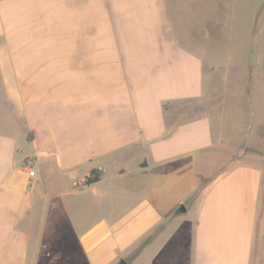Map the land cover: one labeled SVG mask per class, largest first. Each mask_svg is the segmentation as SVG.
<instances>
[{"label": "crops", "instance_id": "1", "mask_svg": "<svg viewBox=\"0 0 264 264\" xmlns=\"http://www.w3.org/2000/svg\"><path fill=\"white\" fill-rule=\"evenodd\" d=\"M186 1L0 0V264H264V30Z\"/></svg>", "mask_w": 264, "mask_h": 264}, {"label": "rangeland", "instance_id": "2", "mask_svg": "<svg viewBox=\"0 0 264 264\" xmlns=\"http://www.w3.org/2000/svg\"><path fill=\"white\" fill-rule=\"evenodd\" d=\"M183 15H197V30L199 28L218 30L219 39H223L224 42L234 38L242 26L249 31L254 25L261 28L259 32L262 33L264 30V0H187ZM210 15H217V25L214 20L216 17ZM206 50L207 54L203 56V62L205 65H209V49ZM223 50L225 51V49ZM224 73L231 75L235 71L227 69ZM254 132V127L249 122L244 129V134L250 136ZM212 162L218 163L219 160L216 159Z\"/></svg>", "mask_w": 264, "mask_h": 264}, {"label": "trees", "instance_id": "3", "mask_svg": "<svg viewBox=\"0 0 264 264\" xmlns=\"http://www.w3.org/2000/svg\"><path fill=\"white\" fill-rule=\"evenodd\" d=\"M101 176V171L99 169L93 168L90 170V173L88 176L85 177L82 185L91 184L95 181H97Z\"/></svg>", "mask_w": 264, "mask_h": 264}, {"label": "built area", "instance_id": "4", "mask_svg": "<svg viewBox=\"0 0 264 264\" xmlns=\"http://www.w3.org/2000/svg\"><path fill=\"white\" fill-rule=\"evenodd\" d=\"M26 170H27V173H28V176L30 178H33L35 176V168L32 166V164L30 162H28L26 164Z\"/></svg>", "mask_w": 264, "mask_h": 264}, {"label": "water", "instance_id": "5", "mask_svg": "<svg viewBox=\"0 0 264 264\" xmlns=\"http://www.w3.org/2000/svg\"><path fill=\"white\" fill-rule=\"evenodd\" d=\"M119 264H126V263H125V261H123V260H122V261H120V263H119Z\"/></svg>", "mask_w": 264, "mask_h": 264}]
</instances>
